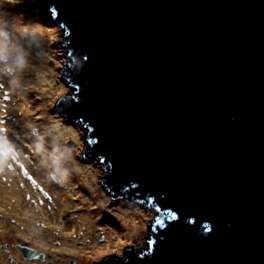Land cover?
I'll use <instances>...</instances> for the list:
<instances>
[{
	"label": "water",
	"instance_id": "water-1",
	"mask_svg": "<svg viewBox=\"0 0 264 264\" xmlns=\"http://www.w3.org/2000/svg\"><path fill=\"white\" fill-rule=\"evenodd\" d=\"M66 31L59 101L114 197L157 214L104 264H264V0H33Z\"/></svg>",
	"mask_w": 264,
	"mask_h": 264
},
{
	"label": "rangeland",
	"instance_id": "rangeland-1",
	"mask_svg": "<svg viewBox=\"0 0 264 264\" xmlns=\"http://www.w3.org/2000/svg\"><path fill=\"white\" fill-rule=\"evenodd\" d=\"M37 10L38 6L33 5V0H0V20L38 25L44 38L45 48L43 57L32 59L28 68L22 74L21 80L25 81V83L22 82L23 92L10 91V97L14 96L12 98H17L19 96L26 105L25 110L16 104H14L16 107L11 108L12 103H10L8 104L5 116L0 117V119L6 121V127L11 132L13 130L17 132L20 128L24 129L25 134L21 135V140L24 137L23 140L26 139V142L23 143L30 145L32 151L33 146L29 130L37 128L41 133H44L47 126L55 122L63 143L71 148L72 155L77 156L76 162L73 160V163L70 165L76 170L72 172L73 175L71 174L65 182L69 181V186L81 184L86 192L77 191L75 196L73 192L62 195L61 210L59 209V212L52 219L49 214H45L44 218L48 222H53L48 225L50 229L46 225L50 232L48 233L47 230V240H51L49 244L53 245L52 243L65 233V239L71 240V242L66 241V244L72 243L76 247L75 242L78 243L85 240L82 244L85 247L87 243L86 239L90 243H95L94 241L97 240L98 242L102 236L105 247L102 246V249L100 247L92 253H99L100 256L86 254L85 252L79 254L83 263L89 257L90 260L88 259L86 263L96 264L97 261L94 262L93 260H98V257L99 260L103 261L104 258L124 255L126 250L139 249L143 244L149 245L148 226L151 227L152 223L156 220L157 214L141 200H139L140 203L132 199L127 200V194L118 195L115 198L113 192L103 185L107 163L100 162L98 158L90 159V151L85 148V135L88 130L77 122L69 124L61 115H59V118L55 117L53 113L57 111H52L53 113L49 111L62 97H68L70 93L74 92L69 80H67L68 73L66 72L72 60L66 50V44H59V40H67L65 37L66 31L55 24L51 12L43 9L37 12ZM37 68H39L38 75L34 71ZM38 76L43 77V83H39ZM39 84H42L44 88L40 89ZM0 89L3 91L9 90L6 79L0 81ZM0 108L4 107L0 106ZM15 111H18L16 115H19V122L18 120L15 122V119L10 116ZM2 114L4 112L0 111V115ZM6 114L9 116L8 118ZM21 116L24 117L25 121L21 120ZM12 122L17 126V130L11 124ZM16 123L20 125H16ZM30 146L28 147L30 148ZM48 151H51L50 147H48ZM29 155L30 157L39 156L32 152ZM85 156L91 161H88ZM80 157L89 163L81 164ZM19 160L23 161L21 157ZM99 183H102V186ZM86 193H89V195ZM72 198L77 199V201L72 202ZM72 207L80 208L82 210L81 213L76 217H74L75 213L72 215L66 213ZM118 212L123 213V215H119ZM134 226L136 227L135 230L132 229ZM68 227L74 230L67 231L70 229ZM98 228H101V230L98 231ZM68 232L72 233V235L69 236ZM64 241L61 240L62 243ZM88 249L92 250V246ZM79 250V248L78 250H74L72 254L77 255Z\"/></svg>",
	"mask_w": 264,
	"mask_h": 264
},
{
	"label": "flooded vegetation",
	"instance_id": "flooded-vegetation-1",
	"mask_svg": "<svg viewBox=\"0 0 264 264\" xmlns=\"http://www.w3.org/2000/svg\"><path fill=\"white\" fill-rule=\"evenodd\" d=\"M12 97H10L9 90L3 91L0 89V106L4 107L0 108V111L4 112L0 117L5 116L8 110V104L10 103H12L11 108L16 107L14 105L16 104L17 106L20 105L22 109L25 110L26 105L19 96L17 98ZM57 103H55L53 108H50L49 111L51 113L57 111L53 114L55 117L59 118L61 114L59 113V102ZM12 113L13 114L10 116L15 119L14 121L16 122V120L19 119V115H16L18 111ZM6 117L8 118L9 116L6 114ZM20 118L22 121H25L24 117L21 116ZM11 124H13V127L17 130L15 123L12 122ZM17 124L20 125L19 123H16V125ZM0 129L5 130L9 137L19 145L21 149L20 157L23 160H15L11 165L12 171L0 173V264H87L86 262H88L90 258L87 257L86 262L84 261L83 263L79 254L85 252L86 254L100 256L99 253H92L100 247L102 249V246L105 247L104 238L102 236L99 238L98 242L97 240L94 241L95 243H90V241L86 239L87 243L85 247L82 246L85 240L78 243L75 242L76 247H74L72 243L66 244V241L71 242V240H66V235L64 234L59 236V239L52 243L53 245L49 244L51 240H47L46 233L47 230L50 229L48 225L53 222H48L47 219L44 218L45 214H49L52 219V217L59 212V209L61 210L62 195L73 192L75 196L77 191H83L84 193L86 191L81 184L69 186V181L63 184L51 181L49 179L48 169L41 163L40 157H30L29 153L35 152L32 151L30 145L23 143L26 142V139L23 140L24 137H22L21 140V135L25 134L23 131L24 129L20 128L15 132L12 128L13 132H11L10 129L6 127V121L4 119H0ZM28 146H30V148ZM73 160L76 162L77 156H74ZM80 160L81 164L84 165L88 164L90 159L87 158L88 161H85L81 158ZM74 164L76 165V163ZM99 184L102 186V183ZM86 194L89 195V193ZM71 200L72 202L77 201V199L73 198ZM73 207L69 208L66 213L69 215L75 213L74 217H76L82 210L78 207ZM72 230L74 229L70 228L67 231ZM97 230L100 231L101 228ZM48 233H50L49 230ZM68 235L70 236L72 233L70 234L68 232ZM61 240H65L64 243H62ZM90 246H92V250L88 249ZM78 248L80 250L77 255H73L72 252L78 250ZM108 258H104L102 261L99 260L98 257V260L95 259L93 261H97L96 264H104L105 260Z\"/></svg>",
	"mask_w": 264,
	"mask_h": 264
},
{
	"label": "clouds",
	"instance_id": "clouds-1",
	"mask_svg": "<svg viewBox=\"0 0 264 264\" xmlns=\"http://www.w3.org/2000/svg\"><path fill=\"white\" fill-rule=\"evenodd\" d=\"M44 54V38L38 25L0 20V81L7 80L9 91L23 92L22 74L32 59H40ZM29 135L33 151L48 169L49 179L65 183L76 169L70 167L73 163L72 150L63 143L55 122L47 126L44 133L31 128ZM20 155L19 145L5 130L0 129V173L12 171L11 165Z\"/></svg>",
	"mask_w": 264,
	"mask_h": 264
},
{
	"label": "bare ground",
	"instance_id": "bare-ground-1",
	"mask_svg": "<svg viewBox=\"0 0 264 264\" xmlns=\"http://www.w3.org/2000/svg\"><path fill=\"white\" fill-rule=\"evenodd\" d=\"M33 62H34V61H33ZM34 71L36 72V75H38L37 72H39V68H37L36 70L34 69ZM42 78H43V77H39V76H38L39 83H43V82H44V81L42 80ZM21 82L25 83V81H22V80H21ZM39 88L42 89V88H44V86H43L42 84H39ZM73 157H74V155H73ZM118 214H119V215H123V213H121V212H118ZM126 216H128V215H126ZM126 218H127V217H126ZM135 228H136L135 226L132 227L133 230H135ZM64 235H65V233H64Z\"/></svg>",
	"mask_w": 264,
	"mask_h": 264
},
{
	"label": "trees",
	"instance_id": "trees-1",
	"mask_svg": "<svg viewBox=\"0 0 264 264\" xmlns=\"http://www.w3.org/2000/svg\"><path fill=\"white\" fill-rule=\"evenodd\" d=\"M136 202H138V203H140V201L139 200H135Z\"/></svg>",
	"mask_w": 264,
	"mask_h": 264
}]
</instances>
